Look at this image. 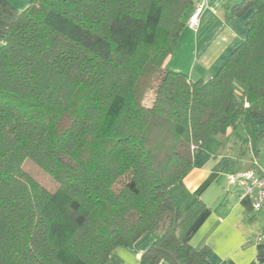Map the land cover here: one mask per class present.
I'll use <instances>...</instances> for the list:
<instances>
[{
    "label": "trees",
    "instance_id": "16d2710c",
    "mask_svg": "<svg viewBox=\"0 0 264 264\" xmlns=\"http://www.w3.org/2000/svg\"><path fill=\"white\" fill-rule=\"evenodd\" d=\"M192 4L32 0L0 32V264H107L147 233L140 264H209L180 242L204 204L171 189L214 136L264 126V0L226 6L254 9L248 35L195 81L165 66Z\"/></svg>",
    "mask_w": 264,
    "mask_h": 264
},
{
    "label": "crops",
    "instance_id": "0c3cea01",
    "mask_svg": "<svg viewBox=\"0 0 264 264\" xmlns=\"http://www.w3.org/2000/svg\"><path fill=\"white\" fill-rule=\"evenodd\" d=\"M31 1L0 0V32L7 29L13 15L26 9ZM192 1L186 25L165 66L183 72L195 81L215 75L235 44L247 37L254 9L235 16L226 6L241 0ZM197 9L200 13L194 30L188 26V20ZM229 135L230 131L222 139L216 137L217 148H211L208 143L201 149L184 182L171 189L182 212L196 199L204 204L189 230L180 237V242L194 248L208 247L209 264H264V209H254L252 197L241 187L230 185L226 179L228 173L249 168L264 175V145L256 146V160L246 161L240 153L236 156L223 144ZM236 163L238 168H235ZM155 240L154 233H147L130 247L117 246L107 264H140L141 255ZM159 264L170 263L162 260Z\"/></svg>",
    "mask_w": 264,
    "mask_h": 264
},
{
    "label": "rangeland",
    "instance_id": "374dc122",
    "mask_svg": "<svg viewBox=\"0 0 264 264\" xmlns=\"http://www.w3.org/2000/svg\"><path fill=\"white\" fill-rule=\"evenodd\" d=\"M226 62V61H225ZM154 92L151 91L144 103L146 105H150L153 100ZM264 126L259 124L258 120L247 117L245 123L241 124L237 129L236 133L230 131L229 138L223 142L225 146L231 148L234 153L242 156V158L246 161L253 162L256 160V146L264 145V134L260 132L263 130ZM225 134H219L214 136L210 140V147L217 148L216 137L217 139H222ZM219 145V144H218ZM236 163V167L238 168ZM25 168L30 171L31 174L43 185H45L50 190H55L57 184L54 182L51 175L44 172L41 168H39L33 161L26 160Z\"/></svg>",
    "mask_w": 264,
    "mask_h": 264
},
{
    "label": "built area",
    "instance_id": "2783aa9c",
    "mask_svg": "<svg viewBox=\"0 0 264 264\" xmlns=\"http://www.w3.org/2000/svg\"><path fill=\"white\" fill-rule=\"evenodd\" d=\"M199 13L200 9H197L188 20V26L194 30L198 25ZM226 179L230 185L241 187L246 195L252 197L254 209H264V175L258 174L254 168H249L228 173Z\"/></svg>",
    "mask_w": 264,
    "mask_h": 264
}]
</instances>
